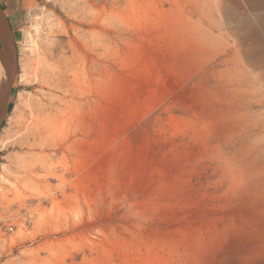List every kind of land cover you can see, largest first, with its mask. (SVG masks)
Returning <instances> with one entry per match:
<instances>
[{"label": "rangeland", "instance_id": "1", "mask_svg": "<svg viewBox=\"0 0 264 264\" xmlns=\"http://www.w3.org/2000/svg\"><path fill=\"white\" fill-rule=\"evenodd\" d=\"M187 1L180 0L184 15L203 28L251 33L257 88L264 79V0H222L219 28L211 0H203L210 16ZM3 4L18 74L0 129V264H117L124 251L116 242L126 226L174 222L183 207H198L191 144L185 148L177 133L179 113L165 110L188 93L170 91L143 116L112 91L124 80L136 84L135 46L143 45L141 37L157 42L155 13L174 7L170 0ZM160 75L167 84L162 68ZM132 244L130 256L152 253Z\"/></svg>", "mask_w": 264, "mask_h": 264}, {"label": "bare ground", "instance_id": "2", "mask_svg": "<svg viewBox=\"0 0 264 264\" xmlns=\"http://www.w3.org/2000/svg\"><path fill=\"white\" fill-rule=\"evenodd\" d=\"M211 1L219 28L222 0ZM170 2L174 9L168 15L155 13L158 41L140 36L143 45L135 46L136 84L124 80L112 91L120 105L131 99L125 105L135 103L143 116L163 105L170 91L188 93L184 103L169 102L165 110L179 113L173 121L187 140L183 146L191 144L201 193L198 207H183L174 222L126 226L131 235L125 232L116 242L124 251L117 264H264V79L253 88V45L246 42L251 33L205 29L184 15L180 0ZM187 2L209 15L203 0ZM160 68L170 78L167 84ZM4 78L0 62V88ZM134 242L152 253L130 256ZM106 254L111 258L112 251Z\"/></svg>", "mask_w": 264, "mask_h": 264}, {"label": "water", "instance_id": "3", "mask_svg": "<svg viewBox=\"0 0 264 264\" xmlns=\"http://www.w3.org/2000/svg\"><path fill=\"white\" fill-rule=\"evenodd\" d=\"M0 62L5 78L0 88V129L7 118L9 96L18 74V57L10 22L0 5Z\"/></svg>", "mask_w": 264, "mask_h": 264}, {"label": "crops", "instance_id": "4", "mask_svg": "<svg viewBox=\"0 0 264 264\" xmlns=\"http://www.w3.org/2000/svg\"><path fill=\"white\" fill-rule=\"evenodd\" d=\"M10 1H13V0H5L6 3L10 2ZM0 5H1V7L3 8V10H4L3 0H0ZM4 12H5V14H6L7 17H8V13L6 12V10H4Z\"/></svg>", "mask_w": 264, "mask_h": 264}]
</instances>
